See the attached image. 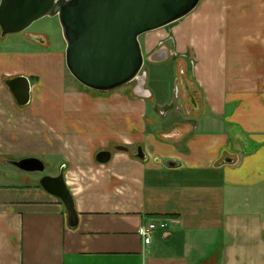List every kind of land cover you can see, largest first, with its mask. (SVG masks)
I'll use <instances>...</instances> for the list:
<instances>
[{
  "label": "crops",
  "instance_id": "0c3cea01",
  "mask_svg": "<svg viewBox=\"0 0 264 264\" xmlns=\"http://www.w3.org/2000/svg\"><path fill=\"white\" fill-rule=\"evenodd\" d=\"M25 41L0 47V264H264V0H202L141 36L144 97L136 83L89 90L64 52ZM186 60L192 114L176 105ZM15 77L30 81L26 107L6 84ZM101 151L112 153L107 164L96 161ZM29 157L50 176L65 165L76 227L40 175L4 169ZM157 219L168 227L145 244L138 230Z\"/></svg>",
  "mask_w": 264,
  "mask_h": 264
},
{
  "label": "water",
  "instance_id": "95a60500",
  "mask_svg": "<svg viewBox=\"0 0 264 264\" xmlns=\"http://www.w3.org/2000/svg\"><path fill=\"white\" fill-rule=\"evenodd\" d=\"M202 0H1V38L20 34L33 23L44 17H58L66 42V66L73 78L85 88L106 93L136 83L135 94L145 91L143 54L140 37L167 27L190 15ZM31 40L44 44L36 35ZM165 57V53L154 56V61ZM19 107L31 102V84L26 77H15L6 81ZM182 87L189 98V104L198 109V102L185 77ZM196 91V89H194ZM127 152L125 146L115 147ZM110 151H101L96 161L107 164ZM135 157L144 159L141 147ZM229 160V159H228ZM230 162V160L228 161ZM24 173L39 174L45 171V164L38 158L5 160ZM167 167L175 168L177 163L166 161ZM39 185L56 197L64 206L68 225L79 223L74 199L66 186L64 170L57 176L44 175Z\"/></svg>",
  "mask_w": 264,
  "mask_h": 264
},
{
  "label": "rangeland",
  "instance_id": "374dc122",
  "mask_svg": "<svg viewBox=\"0 0 264 264\" xmlns=\"http://www.w3.org/2000/svg\"><path fill=\"white\" fill-rule=\"evenodd\" d=\"M32 35L39 36L43 40L45 38L47 40V43L49 45V50H51V52H54L56 54L66 52V42H65L64 37H63L62 27H61V24H60L58 17H44V18L36 21L26 31H24L20 34L9 35L4 40H1L0 41V47L2 49H7V50H11V49L16 50L17 48H20L18 46L21 45V42H22L23 46H26L28 43H30V42L25 41V38H26V36L30 37ZM0 38H1V29H0ZM28 45H31V44H28ZM168 61H171V62H165V63H163V65H169V64L173 65L172 62L176 61V58L170 57ZM146 62H147V60L145 58V63ZM179 63H181L180 64L181 67H184V74H179V79L177 81L179 83L178 86L180 87V90H181V94L179 97L182 99L181 100L182 103L181 104L179 103L180 105L178 103H176V105L182 109H187L186 111L188 113L190 112L192 114V113H194L192 110V106L188 102V97H187L184 89H182V81H183L184 77H186L185 79L187 82L188 81L190 82V80H192L191 76H190L191 64L189 63L188 60L183 61V62L180 61ZM163 68L165 69V71L163 70V72H162L163 74L168 73L169 75L172 76V73H173L172 70L174 69V67L171 69H170V67H163ZM146 69H147V67L143 68L142 74H144ZM174 84H176L175 81H172L170 83V85H172V86H174ZM127 86H133V83H131ZM169 94H170V92H169ZM178 102H180V101H178ZM175 107L176 106L171 107V109H174ZM165 111H167V108H165ZM155 113L158 116L163 117V115H162L163 112L160 111L159 109H155ZM154 128L155 129H161V124L156 123L154 125ZM18 158L19 157H15V159H18ZM29 158H32V157H29ZM64 166L65 165H62L60 169H56L57 170L56 172L59 173L60 170H62L64 168ZM4 169H7V170L14 172V173H23L19 169H17L16 167H14L12 165H4ZM50 169H51V167L48 164H46L45 165V171L43 173H39L38 175H40V176L48 175L51 172Z\"/></svg>",
  "mask_w": 264,
  "mask_h": 264
},
{
  "label": "built area",
  "instance_id": "2783aa9c",
  "mask_svg": "<svg viewBox=\"0 0 264 264\" xmlns=\"http://www.w3.org/2000/svg\"><path fill=\"white\" fill-rule=\"evenodd\" d=\"M168 221L166 219H157L141 225L138 230L139 236L143 239L145 244H150L154 233L158 230H166Z\"/></svg>",
  "mask_w": 264,
  "mask_h": 264
},
{
  "label": "flooded vegetation",
  "instance_id": "af4514ba",
  "mask_svg": "<svg viewBox=\"0 0 264 264\" xmlns=\"http://www.w3.org/2000/svg\"><path fill=\"white\" fill-rule=\"evenodd\" d=\"M58 174H59V173H58ZM42 176H43V175H42ZM42 176H41V177H42ZM56 176H57V175H56Z\"/></svg>",
  "mask_w": 264,
  "mask_h": 264
}]
</instances>
